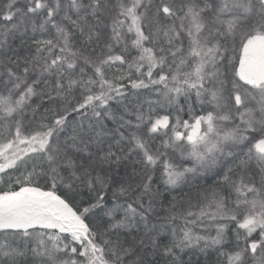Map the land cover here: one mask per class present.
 Masks as SVG:
<instances>
[{
    "label": "snow or ice",
    "instance_id": "6c2138e0",
    "mask_svg": "<svg viewBox=\"0 0 264 264\" xmlns=\"http://www.w3.org/2000/svg\"><path fill=\"white\" fill-rule=\"evenodd\" d=\"M0 264H264V0H0Z\"/></svg>",
    "mask_w": 264,
    "mask_h": 264
},
{
    "label": "trees",
    "instance_id": "16d2710c",
    "mask_svg": "<svg viewBox=\"0 0 264 264\" xmlns=\"http://www.w3.org/2000/svg\"><path fill=\"white\" fill-rule=\"evenodd\" d=\"M210 182V181H209ZM166 206V205H165Z\"/></svg>",
    "mask_w": 264,
    "mask_h": 264
}]
</instances>
